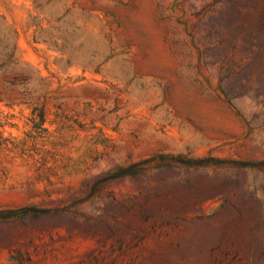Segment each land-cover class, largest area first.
<instances>
[{"label":"rangeland","instance_id":"1","mask_svg":"<svg viewBox=\"0 0 264 264\" xmlns=\"http://www.w3.org/2000/svg\"><path fill=\"white\" fill-rule=\"evenodd\" d=\"M0 264H264V0H0Z\"/></svg>","mask_w":264,"mask_h":264}]
</instances>
